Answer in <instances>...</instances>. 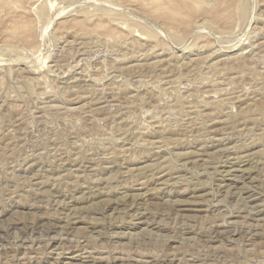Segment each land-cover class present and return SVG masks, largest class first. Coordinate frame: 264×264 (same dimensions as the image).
<instances>
[{
  "label": "rangeland",
  "instance_id": "rangeland-1",
  "mask_svg": "<svg viewBox=\"0 0 264 264\" xmlns=\"http://www.w3.org/2000/svg\"><path fill=\"white\" fill-rule=\"evenodd\" d=\"M263 163L264 0H0V264H264Z\"/></svg>",
  "mask_w": 264,
  "mask_h": 264
},
{
  "label": "bare ground",
  "instance_id": "bare-ground-1",
  "mask_svg": "<svg viewBox=\"0 0 264 264\" xmlns=\"http://www.w3.org/2000/svg\"><path fill=\"white\" fill-rule=\"evenodd\" d=\"M256 19H257V18H256ZM27 28H28V27H27ZM206 40H207V39H206ZM143 45H145V44H143ZM182 45H183V44H182ZM225 48H226V47H225ZM227 48H228V47H227ZM237 50H238V49H237ZM172 52H173V51H172ZM171 54H172V53H171ZM153 55H154V54H153ZM143 56H144V55H143ZM149 56H150V55H149ZM177 58H178V57H177ZM230 60H231V59H230ZM16 61H18V59H17ZM231 61H232V60H231ZM1 71H2V70H1ZM117 78H118V77H117ZM115 79H116V78H115ZM75 80H76V79H75ZM77 82H78V81H77ZM81 82H82V81H81ZM73 89H74V88H73ZM240 119H241V118H240ZM244 119H245V118H244ZM248 121H249V120H248ZM9 124H10V123H9ZM243 124H244V123H243ZM152 125H153V124H152ZM6 126H7V125H6ZM213 133H214V132H213ZM122 134H123V133H122ZM158 135H159V134H158ZM122 136H123V135H122ZM122 138H123V137H122ZM208 138H209V137H208ZM124 139H125V138H124ZM126 139H127V138H126ZM126 139H125V140H126ZM125 140H124V141H125ZM213 140H214V139H213ZM218 140H219V139H218ZM120 142H122V141H120ZM126 142H127V141H126ZM228 142H229V141H228ZM206 145H208V144H206ZM52 146H53V145H52ZM145 146H146V145H145ZM152 146H153V145H152ZM235 149H236V148H235ZM120 150H121V148H120ZM229 150H230V149H229ZM56 151H57V150H56ZM60 151H61V150H60ZM52 152H53V151H52ZM237 152H238V151H237ZM54 153H55V152H54ZM89 157H90V156H89ZM95 157H96V156H95ZM101 157H102V156H101ZM108 157H109V156H108ZM230 157H231V156H230ZM80 158H81V157H80ZM91 159H92V158H91ZM113 159H114V158H113ZM75 161H76V160H75ZM92 161H93V160H92ZM92 161H91V162H92ZM40 163H41V162H40ZM60 163H61V162H60ZM99 163H100V162H99ZM204 163H205V162H204ZM263 164H264V163H263ZM32 166H33V165H32ZM61 166H62V165H61ZM158 167H159V166H158ZM158 167H157V168H158ZM178 168H179V167H178ZM63 169H64V168H63ZM153 171H154V170H153ZM184 171H185V170H184ZM189 173H190V172H189ZM228 173H229V172H228ZM228 173H227V174H228ZM201 176H202V175H201ZM169 177H170V176H169ZM140 178H141V177H140ZM196 179H197V178H196ZM90 180H91V179H90ZM116 181H117V180H116ZM262 181H263V178H262ZM125 182H126V181H125ZM257 182H258V181H257ZM60 183H61V182H60ZM119 183H120V182H119ZM122 183H123V182H122ZM257 184H258V183H257ZM122 185H123V184H122ZM262 185H263V184H262ZM166 186H167V185H166ZM219 186H220V185H219ZM64 187H65V186H64ZM221 187H222V186H221ZM52 188H53V187H52ZM55 188H56V187H55ZM60 188H61V187H60ZM74 189H75V188H74ZM89 189H90V188H89ZM59 190H60V189H59ZM216 191H217V190H216ZM6 192H7V191H6ZM71 196H72V195H71ZM22 197H23V196H22ZM61 197H62V196H61ZM69 198H70V197H69ZM7 199H8V198H7ZM10 199H11V198H10ZM13 201H14V200H13ZM9 202H10V201H9ZM135 202H136V201H135ZM206 202H207V201H206ZM241 202H242V201H241ZM56 204H57V203H56ZM127 204H128V203H127ZM127 204H126V205H127ZM133 204H134V203H133ZM243 204H244V203H243ZM245 204H246V203H245ZM245 204H244V205H245ZM64 206H65V205H64ZM240 206H241V205H240ZM246 206H247V205H246ZM132 208H133V207H132ZM254 208H255V207H254ZM229 209H230V208H229ZM245 210H246V209H245ZM258 212H259V211H258ZM52 213H53V212H52ZM54 213H55V212H54ZM122 213H123V212H122ZM138 213H139V212H138ZM233 213H234V212H233ZM136 214H137V213H136ZM150 214H152V213H150ZM249 214H250V213H249ZM257 214H259V213H257ZM257 214H256V215H257ZM54 215H55V214H54ZM247 216H248V215H247ZM165 217H166V216H165ZM176 217H178V216L176 215ZM225 217H226V216H225ZM249 217H250V216H249ZM41 218H42V217H41ZM43 218H44V217H43ZM49 218H51V217H49ZM90 218H91V217H90ZM130 218H131V216H130ZM242 218H243V217H242ZM258 218H260V217H258ZM93 219H95V218H93ZM249 219H250V218H249ZM254 219H255V218H254ZM37 220H39V219L37 218ZM256 220H257V218H256ZM48 221H49V220H48ZM51 221H52V220L50 219V224H51L52 226H54V224H53ZM93 221H94V220H93ZM173 222H174V221H173ZM173 222H172V223H173ZM9 223H10V222H9ZM11 223H13V222H11ZM42 223H43V222H42ZM45 223H46V222H45ZM66 223H68V222H66ZM48 224H49V223H48ZM51 225H50V226H51ZM147 225H148V224H147ZM173 225H174V223H173ZM208 225H209V224H208ZM235 225H236V224H235ZM20 226H21V225H20ZM40 226H41V224H40ZM50 226H48V227H50ZM180 226H181V224H180ZM182 226H183V225H182ZM250 226H251V225H249V227H250ZM0 227H1V226H0ZM55 227H56V225H55ZM55 227H54V228H55ZM57 227H58V226H57ZM63 227H64V226H63ZM252 227H253V226H252ZM254 227H255V226H254ZM2 228H3V227H2ZM11 228L13 229L14 227H11ZM18 228H19V227H18ZM37 228H38V227H37ZM42 228H43V227H42ZM209 228H210V227H209ZM218 228H219V227H218ZM12 229H11V230H12ZM16 229H17V228H16ZM22 229H23V228H22ZM31 229H32V228H31ZM33 229H34V228H33ZM48 229H50V228H48ZM229 229H230V228H229ZM229 229H228V231H229ZM253 229H254V228H253ZM20 230H21V229H20ZM20 230H19V232H20ZM38 230H39V229H38ZM169 230H170V229H169ZM175 230H177V229H175ZM224 230H226V229H224ZM9 231H10V228H9V227L6 228L4 231H1V230H0V244H3V243H4V241H5L4 238H5L6 236H8V234H10ZM65 231H66V230H65ZM182 231H183V230H182ZM203 231H204V230H203ZM208 231H209V230H208ZM246 231H247V230H246ZM246 231H243V232H246ZM251 231H252V229H251ZM251 231H249V232H251ZM257 231H258V230H257ZM13 232H16V231L13 230ZM13 232H12V233H13ZM31 232H32V231H31ZM37 232H38V231H37ZM39 232H40V230H39ZM49 232H50V230H49ZM195 232H196V231H195ZM198 232H200V231H198ZM215 232H216V231H215ZM218 232H219V231H218ZM220 232H221V230H220ZM220 232H219V234H220ZM222 232H223V231H222ZM233 232H234V231H233ZM47 233H48V231H47ZM172 233H173V232H172ZM208 233H209V232H208ZM226 233H227V231H226ZM247 233H248V232H247ZM13 234H14V233H13ZM22 234H23V233H22ZM26 234H27V233H26ZM216 234H217V233H216ZM255 234H256V233H255ZM255 234H254V235H255ZM23 235H25V234H23ZM68 235H69V234H68ZM209 235H210V234H209ZM211 235H212V234H211ZM232 235H233V234H232ZM250 235H251V234H250ZM21 236H22V235H21ZM243 236H244V235H243ZM19 238H20V237H19ZM38 238H39V237H38ZM20 239H21V238H20ZM47 239H48V238H47ZM59 239H60V238H59ZM59 239H58V240H59ZM230 239H231V238H230ZM61 240H62V239H61ZM217 240H218V239H217ZM22 241H23V240H22ZM22 241H19V243H20V244H24L25 241H24V242H22ZM199 241H200V240H199ZM226 241H227V239H226ZM36 242H37V241H36ZM63 242H64V241H63ZM42 243H43V242H42ZM20 244H19V245H20ZM61 244H62V243H61ZM62 245H63V244H62ZM1 246H2V245H1ZM1 246H0V247H1ZM46 246H47V245H46ZM46 246H45V247H46ZM60 246H61V245H60ZM64 246H65V245H64ZM2 247H3V246H2ZM21 247H22V246H21ZM25 247H26V246H25ZM3 249H4V248H3ZM17 249H18V248H17ZM31 249H32V248H31ZM211 250H212V249H211ZM11 251H12V250H11ZM217 253H218V252H217ZM141 255H142V254H141ZM141 255H140V256H141ZM199 255H200V254H199ZM202 255H203V254H202ZM0 256H2V255H0ZM7 256H8V255H7ZM196 257H197V256H196ZM164 258H165V257H164ZM214 258H216V257H214ZM7 259H8V258H7ZM16 259H17V257H16ZM128 259H129V258H128ZM151 259H152V258H151ZM263 259H264V258H263ZM5 260H6V259H5ZM129 260H130V259H129ZM197 260H198V259H197ZM10 261H12V260H10ZM182 261H183V260H182ZM156 262H157V261H156ZM156 262H155V263H156ZM184 262H185V261H184ZM160 263H161V262H160ZM163 263H164V262H163ZM261 263H262V262H261ZM15 264H17V262H16ZM38 264H39V263H38ZM262 264H263V263H262Z\"/></svg>",
  "mask_w": 264,
  "mask_h": 264
}]
</instances>
